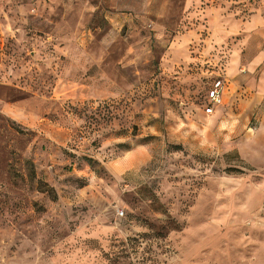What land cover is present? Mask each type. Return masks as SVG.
I'll return each instance as SVG.
<instances>
[{
    "label": "rangeland",
    "instance_id": "374dc122",
    "mask_svg": "<svg viewBox=\"0 0 264 264\" xmlns=\"http://www.w3.org/2000/svg\"><path fill=\"white\" fill-rule=\"evenodd\" d=\"M6 8L19 29L0 42V264L261 260L264 101L245 102L264 0Z\"/></svg>",
    "mask_w": 264,
    "mask_h": 264
},
{
    "label": "crops",
    "instance_id": "0c3cea01",
    "mask_svg": "<svg viewBox=\"0 0 264 264\" xmlns=\"http://www.w3.org/2000/svg\"><path fill=\"white\" fill-rule=\"evenodd\" d=\"M33 1V0H32ZM22 2L23 0H0V42L4 43L5 39H7V36L11 34V36L16 37L18 34V27L14 26V24L11 22V18L9 17L8 13H7V8L5 9V7L9 6L10 7H14L15 11L17 10H21L22 8ZM67 36H65L64 38H66ZM260 58L256 59L253 63L252 66H256L259 63ZM224 81H225V85L224 88L222 90V95H221V103L219 105H217L214 108V112L211 115H207L204 114L205 116H212L216 113L217 111V107H219L223 101H224V97L226 95V86H227V79L224 75ZM250 90L253 91V93L251 94L250 99H248L245 102V105L249 106L251 105L252 102H262L264 101V71H262L258 78L254 81L253 85L250 86ZM204 113V112H203ZM259 258V256H256V260H255V264H262L264 263V253H262L261 255V260L257 261Z\"/></svg>",
    "mask_w": 264,
    "mask_h": 264
},
{
    "label": "built area",
    "instance_id": "2783aa9c",
    "mask_svg": "<svg viewBox=\"0 0 264 264\" xmlns=\"http://www.w3.org/2000/svg\"><path fill=\"white\" fill-rule=\"evenodd\" d=\"M225 81L223 75L216 77L208 86L203 105L204 114L211 115L214 112V108L221 103L222 90L224 88Z\"/></svg>",
    "mask_w": 264,
    "mask_h": 264
}]
</instances>
